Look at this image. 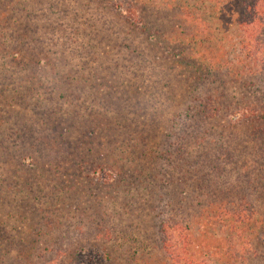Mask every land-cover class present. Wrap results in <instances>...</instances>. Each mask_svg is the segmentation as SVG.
<instances>
[{"label": "trees", "instance_id": "trees-1", "mask_svg": "<svg viewBox=\"0 0 264 264\" xmlns=\"http://www.w3.org/2000/svg\"><path fill=\"white\" fill-rule=\"evenodd\" d=\"M91 2L0 0V264H264V0Z\"/></svg>", "mask_w": 264, "mask_h": 264}, {"label": "rangeland", "instance_id": "rangeland-1", "mask_svg": "<svg viewBox=\"0 0 264 264\" xmlns=\"http://www.w3.org/2000/svg\"><path fill=\"white\" fill-rule=\"evenodd\" d=\"M91 1L92 2L89 3L90 5H92V6H94V4L96 5L94 0H91ZM115 1L116 2L122 1V2H124L126 4L128 2L133 3L134 0H115ZM178 1H180V0H178ZM228 1H231V0H228ZM234 1L235 0H233V2ZM25 2H26V8L30 9V7H32L34 5L35 0H25ZM83 2H81V3H83ZM181 2H182L183 5H189L190 7L193 4L196 3L195 0H181ZM42 7H43V4H42ZM126 7H127V9H129L127 5L125 6V8L123 7L124 8V15H128L129 16L130 15L129 13H132V12H134V15H138L139 12H137L136 9H135V11H130V10H127ZM197 8H199V4H197L195 6V9H197ZM231 11H229V12H231ZM17 13H16V11L10 13L11 14L10 17H9L10 18L9 19L10 22H7V26H6V28L9 30V32L12 33V35H13V32L16 31V28H17V24H16V20L18 18ZM39 14L41 15L42 12L39 11ZM89 14H90V11H86V10H82L81 9L78 15L79 16H87ZM144 15H146L145 18L141 17V19L143 21H145L147 24H149V22L154 20V18L151 17L152 15L149 16V14H146V12H144ZM63 16H65V18H66L65 19V23H67V22L71 21L70 19L73 18L75 15L70 13V14H66V15H63ZM63 16H61V17H63ZM139 16H141V14L138 15V18H139ZM147 16H149V17H147ZM131 17H135V16H131ZM205 18H206L205 20L207 22L206 26L211 28V25H209V23L213 22V20L209 18V13H208V16L205 17ZM74 19H76V17ZM21 20H20V22H21ZM180 20H181V18H178V16H175V18L173 19V22L176 21L174 23L178 24L180 22ZM154 21H155V23L150 25V27H152L151 30H154L155 33H156V31H158V32L164 31V30H162V28H160V26H163V23H161L159 20H157V21L154 20ZM167 21L168 22H172V16L167 17ZM59 25H60V22H59ZM79 28L80 27L76 23L73 24V25H71V24L69 25V30H67L66 33L71 34V36H72V40L71 41L72 42L73 41L77 42L79 40L78 39L79 38L78 33L81 32ZM211 29L213 31L212 32L213 36L211 37L210 40H208V42L207 41L202 42L201 46L202 45L204 47L209 46L210 48H214L215 52L218 51L219 55L217 56V58L221 59L220 60L221 62L227 61V60H225L226 57H227V52H226L227 50L225 51V49H227V48H229L228 52L231 53V55H233V57H234L235 54H233V52L236 50V47H235L234 43H235L236 36L238 35V33H236L235 30L232 27H230L229 31H224V32L221 31V30L219 31V29L217 28L216 24H213ZM117 32L118 33L120 32L119 28H117ZM0 33H1V31H0ZM130 39L132 40L133 45H142L141 43L144 40V38H141V37L135 36V35L129 36L128 42L130 41ZM0 40H2L1 37H0ZM13 43H16V42L12 38L9 39V40L8 39L5 40V44H13ZM73 44H75V43L73 42ZM199 58H200V56H199ZM7 59L8 58H6V57L0 59V68L3 67V63H7L8 62ZM236 59H237V61H240L241 58H236ZM8 67H9V65L7 66V69H9ZM9 85L10 84H9L8 80H3L2 81L0 79V94L8 95V96L11 95L12 87L9 86ZM233 228L234 227H232V225H229V224H226V226H225V224L217 226L219 234L227 239L226 246H225V248L223 247V249H222L223 251H225V257L226 258L222 260V259H220V256H218V257L213 258L212 260H210V262L208 264H230V262H232L233 259H234L233 257L238 255L239 246L236 244L237 234H236V231ZM98 259H99V257L95 253L94 254L90 253L89 255H83L82 263L83 264H96V260L98 261Z\"/></svg>", "mask_w": 264, "mask_h": 264}]
</instances>
